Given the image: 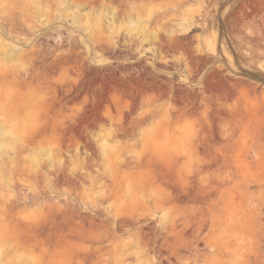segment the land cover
<instances>
[{
    "label": "rangeland",
    "instance_id": "1",
    "mask_svg": "<svg viewBox=\"0 0 264 264\" xmlns=\"http://www.w3.org/2000/svg\"><path fill=\"white\" fill-rule=\"evenodd\" d=\"M0 132V264H264V0H0Z\"/></svg>",
    "mask_w": 264,
    "mask_h": 264
},
{
    "label": "bare ground",
    "instance_id": "2",
    "mask_svg": "<svg viewBox=\"0 0 264 264\" xmlns=\"http://www.w3.org/2000/svg\"><path fill=\"white\" fill-rule=\"evenodd\" d=\"M2 131V130H1ZM0 133H2V132H0ZM3 135V134H2Z\"/></svg>",
    "mask_w": 264,
    "mask_h": 264
}]
</instances>
